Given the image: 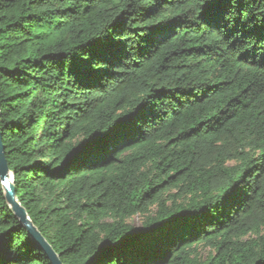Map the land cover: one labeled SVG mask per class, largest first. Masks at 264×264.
<instances>
[{"label": "trees", "instance_id": "1", "mask_svg": "<svg viewBox=\"0 0 264 264\" xmlns=\"http://www.w3.org/2000/svg\"><path fill=\"white\" fill-rule=\"evenodd\" d=\"M0 134L62 264H264V0H0Z\"/></svg>", "mask_w": 264, "mask_h": 264}, {"label": "water", "instance_id": "2", "mask_svg": "<svg viewBox=\"0 0 264 264\" xmlns=\"http://www.w3.org/2000/svg\"><path fill=\"white\" fill-rule=\"evenodd\" d=\"M0 181L4 190L5 199L9 207L19 219L23 227L27 230L30 238L45 253L51 264H62L58 254L51 245L43 237L38 228L29 219L25 208L16 198V190L13 182L12 172L9 170L8 164L4 158L2 138L0 134Z\"/></svg>", "mask_w": 264, "mask_h": 264}, {"label": "rangeland", "instance_id": "3", "mask_svg": "<svg viewBox=\"0 0 264 264\" xmlns=\"http://www.w3.org/2000/svg\"><path fill=\"white\" fill-rule=\"evenodd\" d=\"M169 193H171V194L177 193V190L172 189L169 191ZM155 211L156 210L154 208L151 210L152 213H154ZM126 222L128 224L132 225L133 227L138 228L141 226V224L143 222V216L136 214V215L132 216L131 218L127 219ZM250 238H252V236H249V237L247 236L246 240L250 239ZM196 250H197V253H199V259L201 261L206 259L208 257V254L211 252L210 248L208 246L203 245V244L198 245Z\"/></svg>", "mask_w": 264, "mask_h": 264}]
</instances>
